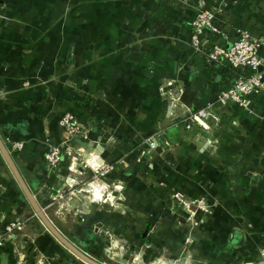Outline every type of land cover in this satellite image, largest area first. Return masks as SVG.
I'll list each match as a JSON object with an SVG mask.
<instances>
[{
	"label": "crops",
	"instance_id": "0c3cea01",
	"mask_svg": "<svg viewBox=\"0 0 264 264\" xmlns=\"http://www.w3.org/2000/svg\"><path fill=\"white\" fill-rule=\"evenodd\" d=\"M201 10L216 12L226 44L236 28L264 33V0H0V138L44 212L41 202L57 201L69 181L102 196L107 189L99 209L112 212L83 210L81 227L92 232L75 237L97 262L106 264L92 251L107 243L97 232L113 243L104 255L125 238L142 255L146 242L187 243L193 228L184 264H264V95L254 112L214 105L205 129H184L187 111L213 103L233 80L188 45ZM67 112L89 141L72 142L73 159L63 154L49 169L44 141L61 145ZM11 141L22 149L12 152ZM84 162L113 170L95 178ZM34 217L0 154V228L25 221L0 247V264H81ZM176 229L185 230L180 239Z\"/></svg>",
	"mask_w": 264,
	"mask_h": 264
},
{
	"label": "built area",
	"instance_id": "2783aa9c",
	"mask_svg": "<svg viewBox=\"0 0 264 264\" xmlns=\"http://www.w3.org/2000/svg\"><path fill=\"white\" fill-rule=\"evenodd\" d=\"M217 14L211 10L198 11L191 22L189 47L200 54L208 64L225 67L232 75V83L220 91L213 103L196 111L188 110L184 118V129L193 127L205 129L206 120L215 118L212 106H233L247 112H254L255 99L264 95V33L252 36L246 31L236 28L233 30L234 40L226 44V36L215 25ZM3 93L0 91V99ZM58 126L64 137L61 145H53L47 138L44 141L43 159L49 169L56 170L63 158H72L70 144L76 139L88 140L89 130L71 113H64L59 119ZM89 141V140H88ZM149 150L155 151L158 143L155 138H147ZM12 152H19L23 143L11 141ZM81 151V150H79ZM90 166L96 178H102L113 170V166L103 162H94ZM175 199L178 200L176 197ZM184 205V204H183ZM25 221L15 220L0 228V247L16 235L23 233Z\"/></svg>",
	"mask_w": 264,
	"mask_h": 264
},
{
	"label": "rangeland",
	"instance_id": "374dc122",
	"mask_svg": "<svg viewBox=\"0 0 264 264\" xmlns=\"http://www.w3.org/2000/svg\"><path fill=\"white\" fill-rule=\"evenodd\" d=\"M81 140L86 141L84 139H79V140L76 139L74 142H79ZM72 153L73 152H71V154ZM78 153H80L79 150ZM84 165L86 166L87 169L89 168V170L91 171L92 169L90 168V166H95L94 164L93 165L90 163L88 164L87 162H84ZM86 183L87 182H83V183L79 182L80 186H77L74 185L75 183L73 181H69L68 182L69 185L65 184L63 186L61 197L57 198L58 199L57 201L52 200L49 197V198H45L41 202L42 205H50L45 210V214H47V216L51 221H53V223H56L55 225H59L62 227V229H64V232L67 233V235L65 236L67 238H70L68 235H71L73 237H78L81 240L87 241L86 238H88L89 236L86 233V231L91 230L93 225H91L90 229H86V228L84 230L82 229L81 225L85 222V220H87V218H85V214H84L85 212H83V210L87 211L88 208L90 209L93 208L92 210L94 211L93 213H95L96 217H104V216L108 217L110 212H112V209H110L108 206L107 207L105 206V208L103 209L101 208L102 210L105 211L97 212L98 210H101L99 209L100 204H103V202H105V200L109 198V192L107 191V189L103 194V196L105 197L104 198L102 196V192L97 187H93L92 189H87V186H84L86 185ZM96 188L98 189V191ZM67 208L71 210L70 213H66L63 211ZM96 217L95 220L91 218H89V220L95 222ZM34 219L38 220L36 217H34ZM184 231L185 230L182 229L175 230V232L179 234V235L176 234L177 236H179V239L181 234L184 233ZM147 232L148 230L145 229L140 234V237L142 238L143 235H145ZM97 233L100 238L99 241L100 242L104 241L103 243L106 242L107 243L103 245L104 247L102 246V244L100 246L97 245V252L94 250L92 252L95 255L103 258V260L105 259L106 264H184L186 261L184 260L183 253L184 252L188 253L193 251L192 248L193 244H191L192 241L194 240L193 228L190 229L188 232L186 231V234L189 235L187 236L186 239L187 243L179 244V242H177L178 244H175L169 248H165L163 246H159V247L157 246L158 250L157 249L152 250V247L150 245L148 247V243L146 242L144 247V253L142 255H138L139 252L137 253L133 252L132 248H130L129 244L126 242L127 240L126 238L123 239V242L120 246L116 244L117 249L111 251V249H113V243H110L111 241L108 240L107 232L104 230ZM110 235H114L113 232H110ZM108 243H110L111 245L109 246ZM107 247L111 249L109 250L110 252L107 251V253L105 254L107 256H110V258L113 257V260L115 261L110 260L109 257H106V255H104L103 250ZM183 247H185L184 250L182 249ZM219 248L220 246L216 247L217 250ZM148 250H149V256L146 257L145 253H147ZM151 252H157L159 256H156L157 255L156 253H155L156 255L152 256ZM113 253H115V255H113Z\"/></svg>",
	"mask_w": 264,
	"mask_h": 264
},
{
	"label": "water",
	"instance_id": "95a60500",
	"mask_svg": "<svg viewBox=\"0 0 264 264\" xmlns=\"http://www.w3.org/2000/svg\"><path fill=\"white\" fill-rule=\"evenodd\" d=\"M0 154L7 165L9 171L11 172L17 186L19 187L21 193L23 194L25 200L30 206L34 216L38 219L40 224L45 228V230L71 255L75 257L81 264H102L97 262L90 256H88L82 249L77 247L76 242L78 240L70 235V238L65 237L59 230L53 225L49 220L44 210L38 204L35 196L30 191L29 187L22 178L20 172L18 171L9 151L5 147L4 143L0 138Z\"/></svg>",
	"mask_w": 264,
	"mask_h": 264
}]
</instances>
